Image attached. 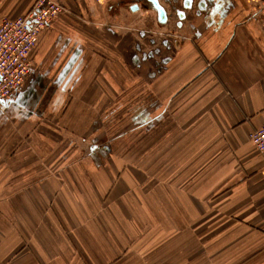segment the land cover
<instances>
[{
    "label": "crops",
    "instance_id": "obj_1",
    "mask_svg": "<svg viewBox=\"0 0 264 264\" xmlns=\"http://www.w3.org/2000/svg\"><path fill=\"white\" fill-rule=\"evenodd\" d=\"M57 1L0 105V264L84 228L124 262L264 264V0L174 33L149 0ZM35 2L0 0V23Z\"/></svg>",
    "mask_w": 264,
    "mask_h": 264
},
{
    "label": "built area",
    "instance_id": "obj_2",
    "mask_svg": "<svg viewBox=\"0 0 264 264\" xmlns=\"http://www.w3.org/2000/svg\"><path fill=\"white\" fill-rule=\"evenodd\" d=\"M101 3L103 0H96ZM65 11L57 0H36L31 10L0 23V101L13 98L30 72L29 55L42 30ZM255 147L264 151V125L251 134Z\"/></svg>",
    "mask_w": 264,
    "mask_h": 264
},
{
    "label": "rangeland",
    "instance_id": "obj_3",
    "mask_svg": "<svg viewBox=\"0 0 264 264\" xmlns=\"http://www.w3.org/2000/svg\"><path fill=\"white\" fill-rule=\"evenodd\" d=\"M101 223L103 227L104 221L102 220ZM65 236H67V232ZM69 238L71 239L70 244L39 246L38 252L36 247L34 248V246L22 241L23 247L20 250L17 249V254L27 252L29 248L32 256L17 261L2 260L1 264H135L132 261L124 262L121 260L118 253H116L120 247L109 244L110 239L106 238V233L96 232V228L91 230L81 229L79 235H74L73 238L71 235ZM74 239L76 245L73 244ZM8 252V250H5V253ZM38 254L40 257H38ZM62 255H64V259L60 261ZM136 264L143 263L137 262ZM148 264H155V262L148 261ZM163 264H171V262H163ZM194 264H200V262H194Z\"/></svg>",
    "mask_w": 264,
    "mask_h": 264
},
{
    "label": "flooded vegetation",
    "instance_id": "obj_4",
    "mask_svg": "<svg viewBox=\"0 0 264 264\" xmlns=\"http://www.w3.org/2000/svg\"><path fill=\"white\" fill-rule=\"evenodd\" d=\"M149 1L152 3L151 0ZM157 1L166 10V20L165 22L162 23H163V27L165 28V32L167 33H170V31L174 33L175 29L181 27L183 21H189V20L194 21L198 16H200L204 12L205 14L207 13L206 14L207 16H205V21L208 22L210 25L212 23L216 29H220L221 26L224 24V20L227 17V15L236 6L235 0H157ZM134 5H138V4L134 3ZM256 9L257 11H255V13L263 12V10H260L259 7H257ZM247 10L251 11V7H248ZM157 19L160 21L159 16L157 17ZM149 29H150L149 30L150 34L154 32L156 34H162V32H158V30L154 28V25ZM31 72H32V64H31L30 72L26 76L23 84L20 86L19 91L28 84V79ZM31 91L33 92V94H35V99L34 97H30L29 99H33L34 103L35 102L37 103L39 97L37 96L35 89H31Z\"/></svg>",
    "mask_w": 264,
    "mask_h": 264
},
{
    "label": "water",
    "instance_id": "obj_5",
    "mask_svg": "<svg viewBox=\"0 0 264 264\" xmlns=\"http://www.w3.org/2000/svg\"><path fill=\"white\" fill-rule=\"evenodd\" d=\"M153 3L154 8L157 10L160 21L161 22H165L166 20V10L164 9V7L159 4V2L157 0H151ZM11 99H4L0 101V105H6L8 102H10Z\"/></svg>",
    "mask_w": 264,
    "mask_h": 264
}]
</instances>
